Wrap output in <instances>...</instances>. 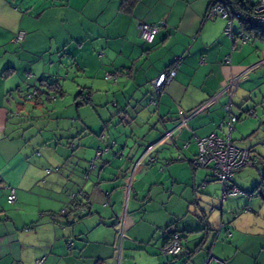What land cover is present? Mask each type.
Here are the masks:
<instances>
[{"label": "crops", "instance_id": "obj_1", "mask_svg": "<svg viewBox=\"0 0 264 264\" xmlns=\"http://www.w3.org/2000/svg\"><path fill=\"white\" fill-rule=\"evenodd\" d=\"M123 2L21 0L20 4L18 0H0V264H36L41 259L43 264H118L115 226L124 210L127 238L121 264H207L210 257V264H248L244 258L253 259L258 250L263 251L258 245L262 240L245 231L237 218L224 223L228 215L224 206L228 202L230 210H236V198L242 196L248 198V205L264 209L260 197L250 196L260 181H254L246 193L239 188L245 185L244 178L233 177L232 185L244 194L228 196L222 203V187L213 177V165L193 166L198 138L227 133L219 125L227 119L224 106L228 98L220 95L232 77L247 72L234 57L240 40L232 42L226 36L225 19H205L210 0H140L130 12L122 11ZM33 3L43 9L33 8ZM141 21H164L166 27L152 44H144L139 37ZM20 32L24 38L16 40ZM230 53L232 63L225 64ZM48 54H55L60 66L45 62ZM175 62V78L156 95L148 83ZM73 67L89 82L77 95L82 92L90 101L78 106L82 99L76 95L77 106H93L97 97L116 102L114 108L125 118L128 130L112 141L111 148L108 141L90 145L89 157L97 156L98 151L101 157L88 182L83 178L87 170L83 172L80 166L84 159L79 150L69 152L70 157L65 149L59 157L44 159L34 151L32 157L30 139L23 135L27 129L16 121L25 108L16 99L27 100L30 93L28 87L24 95L20 86L26 84L25 78L37 84L59 81L65 96L62 75L67 78ZM121 71L124 74L115 82L105 79L107 73ZM137 96L148 100L154 112L140 102L130 114ZM47 98L41 94L33 100L34 106H44ZM211 100L214 103L201 110ZM254 113L247 115L256 119L259 141L235 144L250 148L261 162L264 155L256 151V145L264 138V121H257ZM240 116L237 123L243 119ZM167 131L173 132L172 140L160 149L159 145L154 152L156 161L141 170L128 192L132 161ZM73 156L79 166L69 171ZM49 168H53L50 173ZM11 188L17 195L12 204L8 202ZM81 191L83 198L78 197L69 209L87 203L91 213L67 224L69 213L64 211L70 196ZM171 225L181 234L184 249L178 256L164 258L161 249L168 242L164 231Z\"/></svg>", "mask_w": 264, "mask_h": 264}, {"label": "rangeland", "instance_id": "obj_2", "mask_svg": "<svg viewBox=\"0 0 264 264\" xmlns=\"http://www.w3.org/2000/svg\"><path fill=\"white\" fill-rule=\"evenodd\" d=\"M18 2L21 4V0H18ZM32 6L33 8L37 7V10L43 9L39 7V3H33ZM234 26L235 30H239L240 24L238 21H235ZM238 42V47L240 48H238V50L236 49L234 57L236 62L240 61L241 64H243L242 71H247V74L243 77L237 96L233 100V113L243 116L242 121L236 124L233 140H235L236 144L243 146L245 144L249 145L253 141H259L261 137V134L255 128L256 119L247 114L249 111L254 110L259 118L257 121H264V66L261 65L264 61V44L262 42L252 41L249 44L243 45L240 41ZM229 55H231V53ZM51 56L53 57L51 58ZM51 56L49 54L45 56V62L47 61V63H50L52 61L55 66H60L56 60L57 56H55V54ZM62 71L64 73L67 72L64 68H62ZM62 79L65 90V96L63 98L57 97L55 99V96H52L50 102L46 101L47 103H45L44 106L39 107L34 106L33 100L27 101L25 98H17V102L25 105V108L24 111L19 112L20 116L16 121L19 120L22 127L27 129L23 131V135L30 139V156L32 157L34 151L35 153L40 152L44 159L59 157L65 149L68 150V157H70L71 153L69 152L74 153L79 150V157L84 159L82 160L83 164H80V166L84 168L83 172L87 170L83 173V178L85 182H88L95 171L91 169V162L96 156V154L93 153V155L89 157L88 149L90 145H94L95 143L96 146L98 143L105 145L107 141V143H111L114 140L116 141L117 136H124V132L127 130L124 126L127 123L123 121L125 118L119 116L118 112L115 110L114 103L116 102L103 101V98L97 97L94 100L93 106L89 105L80 108L77 106L75 97L81 88L89 85V82L81 79L76 67L69 68L68 77L65 78L64 75H62ZM24 80L26 84L20 85L24 95H26L25 91L28 87L29 91L33 92L34 88L39 85L34 79L27 81L25 78ZM140 102L142 106L149 108L150 113L154 112L148 100L142 101V98H139V96L135 97L129 109L130 112L129 110L128 112L132 114L134 112L132 109ZM102 119L107 120V122L103 123ZM108 131L111 135L110 140L108 138ZM100 138L102 141H99ZM159 145L161 146L159 147ZM159 145L155 147L153 153L158 147L159 149L163 147V144ZM256 151L264 155V146L256 145ZM71 158L72 160L68 165L69 171L79 166V161L76 160V156ZM98 162H96L97 167L99 165ZM50 169L53 170V168H49V170ZM200 171L207 172V170ZM87 175H89V180H86ZM263 175L264 166H260L259 168L247 166L240 172H237L234 177L240 176L244 178L245 185L239 184L241 185L239 188L246 193H250L251 187L249 186L256 180L261 181ZM247 200L248 198L246 197L238 196L236 198V201H238L236 205L239 206H237L236 210H230L229 203L226 202L224 211L228 212V215L226 214L227 216L224 218V223L232 222L233 219L237 218L245 231H250L255 236L258 235L259 240H262L258 245L263 247V251L259 252L258 250L257 253L254 254L255 258L253 259H248L247 256L244 259L249 261L248 264H264V209L260 211L255 206L248 205ZM240 202H242V205ZM258 202H261V200L258 199ZM247 209H252L254 212L249 213ZM218 212L220 214V211ZM78 224L79 222L74 226H68L65 230L68 231ZM77 243H79V239Z\"/></svg>", "mask_w": 264, "mask_h": 264}, {"label": "built area", "instance_id": "obj_3", "mask_svg": "<svg viewBox=\"0 0 264 264\" xmlns=\"http://www.w3.org/2000/svg\"><path fill=\"white\" fill-rule=\"evenodd\" d=\"M210 6L206 14V20H214L216 18H223L226 20L225 33L233 41L239 39L243 44L250 43L255 40V37L249 34L245 30V26L260 25L264 26V0H247L246 2L238 1L237 5L232 4L233 0H210ZM250 5H249V4ZM245 6V7H242ZM238 21L240 24L239 30H235L234 23ZM166 27L164 21L157 23L139 22V37L144 44H152L159 31ZM24 32H20L17 35L16 40H22L24 38ZM225 64L232 63V54L227 55L224 58ZM264 65V61L261 64ZM247 73V72H246ZM246 73L244 75H246ZM124 72L107 73L105 79L107 81H116L119 76H122ZM177 74V62L172 67L161 73L156 79L150 81L148 85L153 89L156 95H160L164 89V86L170 83ZM244 75L232 77L226 84L222 95L228 98V103L224 106V110L227 112V119L219 125L220 129H226V134L220 135L217 133L210 134L203 138L197 139L198 154L193 159V166L196 168H208L213 165V176L221 184L222 187V203L228 196H237L244 194L238 187L232 185L234 175L246 166H256L258 160L252 157L250 148L240 147L236 145L232 139V132L235 129V124L240 121L241 116L233 113V100L237 96V92L240 88L241 81ZM37 96V92L34 91L29 95V98L33 99ZM215 100L203 105L202 109L208 108ZM156 104V101H152ZM253 113V112H252ZM264 130V127L261 126ZM173 132L167 131L164 137L156 144H150L147 146L144 154L138 159L134 160L131 165L129 175L127 177L126 186L128 192L131 191L136 176L146 166L153 164L156 161L154 156V149L159 144H163L168 140H172ZM261 145L264 146V138L261 140ZM114 142L112 143V146ZM101 157L100 151L97 156L91 162V169L95 168V162ZM51 171L49 170L48 173ZM87 178L89 175L86 176ZM82 191L70 196L71 202H76L78 197H82ZM17 200L16 190L10 189L8 196V202L14 203ZM69 208L67 206L65 211ZM90 213V209L87 206H82L74 209L72 213L66 218L67 221L82 219L85 215ZM55 221V219H54ZM116 229V242H115V258L118 264L122 263L124 242L127 238V210L121 214ZM164 235L167 237L168 242L161 249V255L164 258L178 256L184 249L181 234L178 232L175 226H171L164 231ZM72 246V243L69 245ZM44 259L38 260L36 264H43ZM212 258H209L207 264H210Z\"/></svg>", "mask_w": 264, "mask_h": 264}, {"label": "trees", "instance_id": "obj_4", "mask_svg": "<svg viewBox=\"0 0 264 264\" xmlns=\"http://www.w3.org/2000/svg\"><path fill=\"white\" fill-rule=\"evenodd\" d=\"M140 0H124V2H123V5H122V11H127V12H130L132 9H133V7L139 2ZM238 1H240V3L241 2H246L247 3V0H233V2H232V4H234V5H237V3H238ZM210 3H211V1H210ZM249 4V3H248ZM250 5V4H249ZM209 6H210V4H209ZM242 7H245V6H242ZM206 19V18H205ZM245 30L249 33V34H251V35H253L254 37H255V39H257V40H259V41H262V42H264V26H260V25H252V24H249V25H246L245 26ZM45 89V90H44ZM34 91H36L37 92V96H35L33 99H31V98H29V95L30 94H32ZM33 92H30L28 95H27V100H36L38 97H40V95L41 94H46L47 96H48V98H47V100L48 101H50V99H51V97H52V94H58V95H60V96H64V92H63V90H62V87H61V85H60V83H59V81H55V82H48V81H46V80H42V81H40V83H39V85L38 86H36V90H34ZM79 98H81L82 99V102H79L78 103V106L80 105V104H84V103H86V104H88L89 103V98L87 97L86 99H84V97H83V93L82 92H80L78 95H77V99H79ZM248 114L249 115H255V113H254V111H253V113L252 112H248ZM113 143V142H112ZM235 143V142H234ZM115 144V143H114ZM114 146V145H113ZM112 146V144L109 146L110 148L111 147H113ZM107 150H108V147L106 148ZM253 152L251 151V154H252ZM119 155H122V154H119ZM252 157L253 158H255V159H257L258 160V164L256 165V166H251V167H255V168H257V167H259V165H260V163L262 164V165H264V156H262V157H260V160H261V162L259 161V159L258 158H256V156H254V155H252ZM136 160V159H135ZM133 162V161H132ZM132 165V164H131ZM247 167V166H246ZM245 168V167H244ZM242 170V169H241ZM240 171V170H239ZM238 171V172H239ZM214 177V176H213ZM87 178V177H86ZM88 179V178H87ZM216 179V178H215ZM217 180V179H216ZM80 193V192H79ZM83 193V192H82ZM83 195H84V193H83ZM251 195H256V196H258V197H260L263 201H264V175L262 176V180L259 182V183H257L254 187H253V189H252V191H251V194H250V196ZM81 198H83V196L81 197ZM72 203H76V202H71L70 201V204L68 205L69 207H71V204ZM82 206H87L88 208H89V206H88V204L87 203H80L79 205H78V207H82ZM90 209V208H89ZM72 211H73V209H67L66 211H64L66 214L67 213H69L68 215H70L71 213H72ZM90 213H91V211H90ZM89 213V214H90ZM89 214H87V215H85L83 218H85V217H87ZM68 215L67 216H65V218H68ZM82 218V219H83ZM55 219V218H54ZM53 219V220H54ZM79 220H81V219H79ZM57 220L55 219V222H56ZM77 221V220H76ZM54 222V221H53ZM66 222H67V224H71L72 222H74V220L73 221H67L66 220ZM172 226V225H171ZM171 226H169V227H171ZM168 227V228H169ZM167 238V237H166ZM181 238H182V236H181Z\"/></svg>", "mask_w": 264, "mask_h": 264}]
</instances>
